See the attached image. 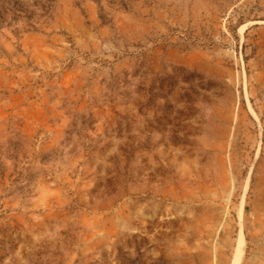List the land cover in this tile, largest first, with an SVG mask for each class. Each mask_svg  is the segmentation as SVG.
<instances>
[{"label":"rangeland","instance_id":"rangeland-1","mask_svg":"<svg viewBox=\"0 0 264 264\" xmlns=\"http://www.w3.org/2000/svg\"><path fill=\"white\" fill-rule=\"evenodd\" d=\"M0 264H264V0H0Z\"/></svg>","mask_w":264,"mask_h":264},{"label":"bare ground","instance_id":"bare-ground-1","mask_svg":"<svg viewBox=\"0 0 264 264\" xmlns=\"http://www.w3.org/2000/svg\"><path fill=\"white\" fill-rule=\"evenodd\" d=\"M239 251H240V241H239V244H238V258H239Z\"/></svg>","mask_w":264,"mask_h":264}]
</instances>
